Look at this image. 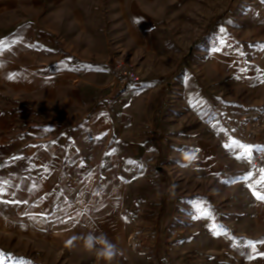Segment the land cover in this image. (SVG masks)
Returning <instances> with one entry per match:
<instances>
[{"label":"rangeland","instance_id":"obj_1","mask_svg":"<svg viewBox=\"0 0 264 264\" xmlns=\"http://www.w3.org/2000/svg\"><path fill=\"white\" fill-rule=\"evenodd\" d=\"M0 25H35L0 32L22 41L0 48V72L41 73L51 41L108 73L93 99L130 91L104 109L112 134L82 144L97 159L13 164L36 179L0 187L3 264H264V243L247 244L264 241V201L249 187L264 193L260 171L225 147L264 148V0H32L0 8ZM115 58L138 87L114 79ZM141 94L155 111L135 104ZM58 168L65 187H45Z\"/></svg>","mask_w":264,"mask_h":264},{"label":"crops","instance_id":"obj_2","mask_svg":"<svg viewBox=\"0 0 264 264\" xmlns=\"http://www.w3.org/2000/svg\"><path fill=\"white\" fill-rule=\"evenodd\" d=\"M18 4L29 6L32 0H0L2 12H15ZM34 26L0 25V32L21 29L27 33L32 32ZM47 30L55 29L48 27ZM8 38L9 44L0 41V48L22 44V41H12L11 36ZM35 43L39 44L34 40L23 41L26 47H33ZM41 44L48 48L42 52L41 73H23L17 67L13 72H0V187H17L18 175L25 187L34 186L36 178L32 170L24 168L19 172L13 167L19 159L41 158L59 161V164L65 160L97 159L94 151L84 153L82 144L88 149L95 148L99 134L103 137L112 134L105 110L109 113L108 109L130 92L126 90L115 99L114 91H111L112 100L93 99V93L105 85L104 78L107 82L110 79L99 67L78 66V63L91 62L86 58L91 55L73 50L68 56L71 58L67 59L66 55L52 50L51 41ZM135 104L145 109L153 106L149 97L142 94L135 99ZM153 107L155 111L157 107ZM60 168L52 173H42V177H50L49 185L45 187H65L66 181L60 176L66 174L60 172Z\"/></svg>","mask_w":264,"mask_h":264},{"label":"built area","instance_id":"obj_3","mask_svg":"<svg viewBox=\"0 0 264 264\" xmlns=\"http://www.w3.org/2000/svg\"><path fill=\"white\" fill-rule=\"evenodd\" d=\"M109 69L120 86L127 87L132 85L138 87L140 85V77L137 71L128 62L115 58L110 63ZM244 160L252 168L260 170L261 168H264V151L252 152L251 156L245 157Z\"/></svg>","mask_w":264,"mask_h":264},{"label":"snow or ice","instance_id":"obj_4","mask_svg":"<svg viewBox=\"0 0 264 264\" xmlns=\"http://www.w3.org/2000/svg\"><path fill=\"white\" fill-rule=\"evenodd\" d=\"M226 148H240L242 149V152L237 156L238 159L244 158V157H250L252 154V151L255 149L256 151H264V148H259L257 146H252V145H242L237 141H232L230 144L225 145ZM260 177L255 181L256 184H264V168H261L260 170ZM253 173L249 172L246 176L241 177L240 179H243L245 181H248L252 178ZM227 183V181H226ZM250 190H252L253 195L255 196L256 199L264 201V193L260 191H256L254 188H252L251 185H249ZM4 192L2 189H0V195H3ZM256 243H264V241H258V242H253V241H248L247 244L248 246H251L253 249H255V244ZM264 256V253L260 254ZM5 257V254L0 253V264H3V258ZM8 259H11V257H7ZM19 264H27L25 261H20Z\"/></svg>","mask_w":264,"mask_h":264},{"label":"clouds","instance_id":"obj_5","mask_svg":"<svg viewBox=\"0 0 264 264\" xmlns=\"http://www.w3.org/2000/svg\"><path fill=\"white\" fill-rule=\"evenodd\" d=\"M113 255V253L111 252V251H109L108 253H107V256H109V257H111Z\"/></svg>","mask_w":264,"mask_h":264}]
</instances>
